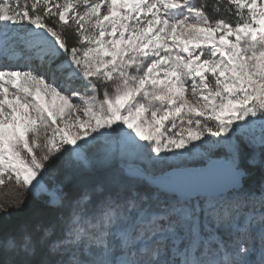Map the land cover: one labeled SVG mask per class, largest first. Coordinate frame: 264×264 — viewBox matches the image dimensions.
<instances>
[{"label":"snow or ice","instance_id":"6c2138e0","mask_svg":"<svg viewBox=\"0 0 264 264\" xmlns=\"http://www.w3.org/2000/svg\"><path fill=\"white\" fill-rule=\"evenodd\" d=\"M254 168L264 0H0V264H264Z\"/></svg>","mask_w":264,"mask_h":264},{"label":"rangeland","instance_id":"374dc122","mask_svg":"<svg viewBox=\"0 0 264 264\" xmlns=\"http://www.w3.org/2000/svg\"><path fill=\"white\" fill-rule=\"evenodd\" d=\"M93 151H95V149H93ZM132 163L138 165L141 169L145 168V165L143 164L145 162L143 161L136 160V161H132ZM168 163L172 167H178V169L176 170L178 174H185V173L192 174L194 172H192L191 170L194 169V167L197 168L199 171H201L199 173H203L204 171L202 170L206 168L205 166L207 164V154L204 153L203 149L201 150L197 149L191 155H187L184 158L175 159V161H169ZM114 167H119V165H115ZM262 177H264V173H262L260 168L251 169L250 176L245 177L243 180V188L250 192L258 191L260 188V183L262 182ZM45 182L49 184L52 183V177L51 176L46 177ZM11 195L12 192L8 186L0 187V199H3L6 196H11ZM225 238L227 239V236H225ZM3 258H4V254L0 252V262H2ZM252 258L255 259V254L253 255Z\"/></svg>","mask_w":264,"mask_h":264},{"label":"water","instance_id":"95a60500","mask_svg":"<svg viewBox=\"0 0 264 264\" xmlns=\"http://www.w3.org/2000/svg\"><path fill=\"white\" fill-rule=\"evenodd\" d=\"M192 174H178V172L175 173V182L178 184H190V183H196V182H210V181H219L222 180L223 177L221 173L214 168L207 167L205 168L203 173H199L197 168L194 167V169L191 170ZM202 175V176H199Z\"/></svg>","mask_w":264,"mask_h":264},{"label":"trees","instance_id":"16d2710c","mask_svg":"<svg viewBox=\"0 0 264 264\" xmlns=\"http://www.w3.org/2000/svg\"><path fill=\"white\" fill-rule=\"evenodd\" d=\"M194 2H198V0H194ZM120 163H119V161H116L115 162V164H114V166L115 165H119ZM144 165H145V168L146 167H149L146 163H143ZM153 171H158V169H153ZM140 187H141V189H143V188H145L146 186L145 185H140ZM15 219V218H14Z\"/></svg>","mask_w":264,"mask_h":264}]
</instances>
